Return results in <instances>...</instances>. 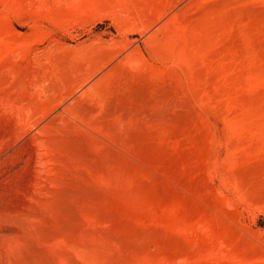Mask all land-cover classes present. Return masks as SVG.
I'll return each mask as SVG.
<instances>
[{
    "label": "rangeland",
    "instance_id": "obj_1",
    "mask_svg": "<svg viewBox=\"0 0 264 264\" xmlns=\"http://www.w3.org/2000/svg\"><path fill=\"white\" fill-rule=\"evenodd\" d=\"M0 264H264V0H0Z\"/></svg>",
    "mask_w": 264,
    "mask_h": 264
},
{
    "label": "bare ground",
    "instance_id": "obj_2",
    "mask_svg": "<svg viewBox=\"0 0 264 264\" xmlns=\"http://www.w3.org/2000/svg\"><path fill=\"white\" fill-rule=\"evenodd\" d=\"M29 116V115H28Z\"/></svg>",
    "mask_w": 264,
    "mask_h": 264
}]
</instances>
